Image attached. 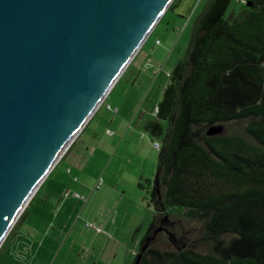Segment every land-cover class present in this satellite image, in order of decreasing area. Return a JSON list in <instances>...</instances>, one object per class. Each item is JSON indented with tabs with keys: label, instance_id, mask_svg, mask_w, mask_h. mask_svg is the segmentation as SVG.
I'll use <instances>...</instances> for the list:
<instances>
[{
	"label": "trees",
	"instance_id": "1",
	"mask_svg": "<svg viewBox=\"0 0 264 264\" xmlns=\"http://www.w3.org/2000/svg\"><path fill=\"white\" fill-rule=\"evenodd\" d=\"M244 1L225 16L230 0H206L142 124L160 148L157 181L137 182L154 204L139 245L166 215L197 223L206 251L180 235L149 244L139 264H264V0ZM212 124L222 132L207 135Z\"/></svg>",
	"mask_w": 264,
	"mask_h": 264
},
{
	"label": "water",
	"instance_id": "2",
	"mask_svg": "<svg viewBox=\"0 0 264 264\" xmlns=\"http://www.w3.org/2000/svg\"><path fill=\"white\" fill-rule=\"evenodd\" d=\"M169 1L0 0V245Z\"/></svg>",
	"mask_w": 264,
	"mask_h": 264
},
{
	"label": "rangeland",
	"instance_id": "3",
	"mask_svg": "<svg viewBox=\"0 0 264 264\" xmlns=\"http://www.w3.org/2000/svg\"><path fill=\"white\" fill-rule=\"evenodd\" d=\"M205 2L206 0H176L168 8L169 4L146 36L147 40L145 38L143 50L152 52L153 48L166 46L171 48L179 36L180 31L176 30L177 25L183 26L188 17L191 14L195 15ZM244 4V0H230L224 15L238 12ZM190 35L191 30L185 44H182L180 57L186 53ZM139 58L140 55H137L134 63L121 72V78L115 86L113 94L124 90L122 87H128L127 83L129 84L131 77L136 74V62ZM143 65L142 69H145L146 64ZM135 88L137 89V87ZM156 95L161 99L162 92ZM156 95H153V91L150 93L151 98ZM146 102L147 100L143 105ZM98 115L84 128L81 135L66 152L64 158L56 163L54 174L61 173L64 177L71 169V172L66 175L68 179L86 185L88 191L83 198V195L80 196L75 212L71 216H66L70 219V223L74 224L73 228L69 229L68 235L60 240L52 241V243L45 246V250L38 251L35 259L39 258L38 255L43 256V259H41L43 263L41 264H131L139 248L140 237L152 220L154 211V204L150 200L152 188L151 186L147 188L139 187L137 182L142 177L135 178L132 171L135 165L134 162H138L141 158L139 159L136 155L132 156V162L126 164L124 163V160L128 159L126 155L122 156L120 160H116L117 156L115 155L112 159L114 161L109 163L104 171L103 167L106 160L101 163L99 157L98 159L82 157L83 151L80 149L84 146L86 135H88L91 127L98 121ZM145 132L152 144L153 137L146 130ZM147 154L144 163L145 167L149 168L148 177L152 181L157 169L159 149L151 147ZM100 155L102 156L104 153L99 151L96 152L95 156ZM75 157L79 158L77 163L74 161ZM97 178H101V184L93 189L95 193L91 196L89 195L90 189L93 188ZM71 191H73V187ZM38 198L39 195L31 202V206L27 209L14 231L4 242L2 241L3 243L0 245V264H31L35 261L31 260V253L34 251L32 248L29 250L31 240L25 242L23 238L26 235L23 233L26 224L35 213L33 209H36L35 204ZM138 226L140 229L133 237L132 234ZM172 228L176 234L183 235L184 245L191 243L195 250L206 251V245L199 239L200 231L197 223L182 219L175 221ZM154 243L162 247H173L168 239L161 235Z\"/></svg>",
	"mask_w": 264,
	"mask_h": 264
},
{
	"label": "crops",
	"instance_id": "4",
	"mask_svg": "<svg viewBox=\"0 0 264 264\" xmlns=\"http://www.w3.org/2000/svg\"><path fill=\"white\" fill-rule=\"evenodd\" d=\"M195 15L191 14L183 26L177 25L176 30L180 31L178 33L179 36L174 45H171V48L167 46L153 48V51L149 52L143 50L147 38L143 40L135 55H133L123 69L129 68L134 63L137 55H140V58L136 62V74L135 76L133 75L134 77H131V82L127 83L128 87H122L124 90L113 94V90L121 78V75L118 76L86 123L58 158V162L64 158L66 152L81 135L88 123L99 114L98 121L91 127L88 135H86L84 146L80 149L83 151L82 157H93L96 159L99 157V162L101 163H104V160H106L103 167L105 171L109 163L114 161L112 159L115 155L117 156L116 160H120L122 156L126 155L128 158L124 160L126 164L131 163L132 156L136 155L141 159L138 162H134L135 165L132 171L135 174V178H149L150 171L148 167H145L144 160L148 155V151L153 146L142 124L145 119L153 118L155 115L156 105L160 100L156 94L163 91L172 67L181 56L182 44L186 42ZM143 64H146L145 69H142ZM152 91L153 95H156L154 98L150 97ZM146 100V104L143 105ZM99 151L104 153V155L96 157V152ZM78 159V157L74 158L75 163L78 162ZM57 161L52 165L31 195L23 211L14 221L3 240L4 242L14 231L27 209L31 206V202L39 195L35 204L36 209H33L35 213L26 224V229L23 233L26 235L23 238L25 242L29 239L31 240L29 250L32 248L35 252L31 253V260H35L31 264L43 263L41 261L43 256L38 255L39 258L35 259L38 251L41 249L45 250V246L52 243V241L60 240L62 237L68 235L69 229L73 228L74 224L70 223V219L67 217L75 212L81 198L80 196L83 195V198L84 194L88 191L86 185L84 186L78 181L73 182L68 179L66 175L71 172V169H69L64 177L61 173L54 174ZM72 187L73 191H71ZM93 189L96 188L93 186L90 189L89 195L91 196L95 193Z\"/></svg>",
	"mask_w": 264,
	"mask_h": 264
},
{
	"label": "flooded vegetation",
	"instance_id": "5",
	"mask_svg": "<svg viewBox=\"0 0 264 264\" xmlns=\"http://www.w3.org/2000/svg\"><path fill=\"white\" fill-rule=\"evenodd\" d=\"M173 224H175V221L173 219H170V218L166 220H163V218L159 219L156 222V224L153 226V228L149 231V234L145 237V239L148 238L151 244V243H154L160 235L165 236L168 239V241L172 244V246L175 247L176 238L180 235L181 236L183 235L176 234L175 232H173L172 230Z\"/></svg>",
	"mask_w": 264,
	"mask_h": 264
},
{
	"label": "built area",
	"instance_id": "6",
	"mask_svg": "<svg viewBox=\"0 0 264 264\" xmlns=\"http://www.w3.org/2000/svg\"><path fill=\"white\" fill-rule=\"evenodd\" d=\"M156 41H158V40H156ZM152 145H153V147L159 149V148H160V141H158V140H153V141H152ZM100 184H101V178H98V179L96 180V183H95L94 187L97 188Z\"/></svg>",
	"mask_w": 264,
	"mask_h": 264
},
{
	"label": "bare ground",
	"instance_id": "7",
	"mask_svg": "<svg viewBox=\"0 0 264 264\" xmlns=\"http://www.w3.org/2000/svg\"><path fill=\"white\" fill-rule=\"evenodd\" d=\"M171 1H172V0L169 1L168 5L170 4ZM102 98H103V96H101V97L99 98L98 103L102 100ZM58 155H59V153H58ZM53 160H55V161H54V163H55V162L58 160V157H57L56 159H53ZM54 163H52V164H54ZM51 167H52V166H51ZM51 167H50V168H51ZM50 168H49V169H50ZM49 169H48V170H49ZM48 170H47V171H48ZM47 171H46V172H47ZM38 183H39V182H38ZM29 196H30V194H29ZM29 196H28V197H29ZM21 211H22V210H21ZM19 214H20V213H19ZM16 219H17V218H16Z\"/></svg>",
	"mask_w": 264,
	"mask_h": 264
}]
</instances>
